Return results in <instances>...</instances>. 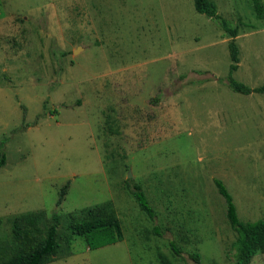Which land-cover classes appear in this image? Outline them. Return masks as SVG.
Segmentation results:
<instances>
[{
  "label": "rangeland",
  "instance_id": "1",
  "mask_svg": "<svg viewBox=\"0 0 264 264\" xmlns=\"http://www.w3.org/2000/svg\"><path fill=\"white\" fill-rule=\"evenodd\" d=\"M212 1L238 27L232 76L264 84V0L261 18L253 0ZM228 41L193 0H0V254L14 217L42 211L41 232L60 217V253L44 264H160L158 252L229 264L236 233L214 179L241 221L264 218V94L228 86ZM107 200L123 239L89 248L72 235L67 255L70 214Z\"/></svg>",
  "mask_w": 264,
  "mask_h": 264
},
{
  "label": "trees",
  "instance_id": "2",
  "mask_svg": "<svg viewBox=\"0 0 264 264\" xmlns=\"http://www.w3.org/2000/svg\"><path fill=\"white\" fill-rule=\"evenodd\" d=\"M194 8L209 17L221 20V25L229 37L228 50L231 60L229 66L228 86L236 92L250 94L258 92L264 94V84L250 87L243 82L236 80L232 73L237 69L239 62V49L235 37L238 34V27L229 26L217 13L216 5L212 0H193ZM253 6L259 18L263 17L262 7L258 0H253ZM158 96L151 99L158 101ZM5 153H0V166L5 162ZM131 182V183H130ZM69 181L65 182L59 191L57 203H60L68 189ZM214 185L218 193L224 198L226 207V217L235 231L236 237L232 242L233 258L229 264H251L253 257L264 252V218L252 221H241L236 212V206L232 196L222 180L215 178ZM127 191L135 198L137 204L143 212L151 219L156 217L153 207L149 204L145 192L139 183L128 179L126 182ZM33 214V215H30ZM68 224L70 236H64L65 245L69 255L71 250L72 235L80 236L84 239L89 248H97L107 244L115 243L124 237L123 228L119 217L116 215L113 204L110 200L96 203L78 209L70 214ZM44 220V213H23L14 217L13 238L14 243L4 244V255L0 254V264H44L54 260L59 254L60 243H58V227L60 217L57 213H52L50 219L44 223V230L41 232L38 221ZM41 232H35L38 231ZM158 228H154L155 234H159ZM63 239L62 237L60 238ZM171 249L179 254L180 250L173 241H170ZM196 258L197 255H192ZM157 258L160 264H171L170 259L163 253L158 252Z\"/></svg>",
  "mask_w": 264,
  "mask_h": 264
},
{
  "label": "water",
  "instance_id": "3",
  "mask_svg": "<svg viewBox=\"0 0 264 264\" xmlns=\"http://www.w3.org/2000/svg\"><path fill=\"white\" fill-rule=\"evenodd\" d=\"M77 49H75V51H76Z\"/></svg>",
  "mask_w": 264,
  "mask_h": 264
}]
</instances>
